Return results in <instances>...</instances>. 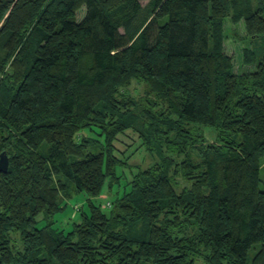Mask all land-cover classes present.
<instances>
[{
    "label": "trees",
    "instance_id": "1",
    "mask_svg": "<svg viewBox=\"0 0 264 264\" xmlns=\"http://www.w3.org/2000/svg\"><path fill=\"white\" fill-rule=\"evenodd\" d=\"M227 17L262 37L251 72ZM0 50V264H264V0H0ZM81 192L72 229L38 225Z\"/></svg>",
    "mask_w": 264,
    "mask_h": 264
},
{
    "label": "rangeland",
    "instance_id": "2",
    "mask_svg": "<svg viewBox=\"0 0 264 264\" xmlns=\"http://www.w3.org/2000/svg\"><path fill=\"white\" fill-rule=\"evenodd\" d=\"M146 2V1H145ZM85 14V7L80 9L77 13V18L80 21ZM225 39H224V48L225 51L229 55H233L234 57V70L236 72H251L256 69V64H246L244 63V55L246 54L244 50L247 49H254L257 50L258 54L261 52V44H262V37H250L247 34L246 27L244 24V21H240L238 23H233L230 17H227L225 20ZM5 52L0 50V67L2 63L5 61ZM11 61L8 62L6 69L10 67ZM8 71V70H5ZM5 75V73L2 71L1 77ZM127 92H129L132 96L135 97V99H138L141 103L144 104V98L146 97H152L153 95L149 92V86L147 83H144L140 80H133V82L130 84V86L127 87ZM154 97V96H153ZM211 129L210 127H202V129L205 131L207 137L209 136L214 138V132H211L207 129ZM101 130L98 128H92V129H85L79 134L80 139H104V137L100 134ZM208 133V134H207ZM119 139H122L121 141H117L116 145L121 150H126L127 145L133 141V139H138L137 134L134 133L132 130L127 131L126 134H122L119 136ZM135 146H133L130 150H126V154H131L130 157L127 159V163L134 165H141V166H148L153 161L150 159L151 153L146 151L145 148L138 149L135 153H133V149ZM97 149V146L90 144L87 147V151L95 150ZM133 153V154H132ZM122 155V154H121ZM124 158H126V155H124ZM123 171L124 175H128L129 178H132L133 174L137 172L136 167L132 168H123L121 172ZM132 175V176H131ZM261 187L264 188V162L263 166L261 168ZM126 179L124 178L122 181L124 183ZM181 181V180H180ZM181 185H184L182 182ZM180 185V186H181ZM118 185H115L114 190L109 191L107 187L105 188L104 192L101 196L96 197L93 199L96 203H102L103 207L106 211H109L110 207H108L107 202L111 201L115 197V191L118 189ZM88 194L86 192H81L79 194H76L72 198H67L63 200V204H65V208L58 213H56L53 217L49 219H43V215L38 217L39 220V226L45 225V223H51V226L58 230H64L68 231L72 229L73 224L76 220H78V207L80 208L82 205L87 204L88 200ZM88 206H86L87 208ZM78 218V219H77Z\"/></svg>",
    "mask_w": 264,
    "mask_h": 264
},
{
    "label": "water",
    "instance_id": "3",
    "mask_svg": "<svg viewBox=\"0 0 264 264\" xmlns=\"http://www.w3.org/2000/svg\"><path fill=\"white\" fill-rule=\"evenodd\" d=\"M9 167V157L5 151L0 154V171H7Z\"/></svg>",
    "mask_w": 264,
    "mask_h": 264
}]
</instances>
